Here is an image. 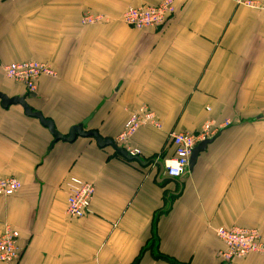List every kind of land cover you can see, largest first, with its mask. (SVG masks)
<instances>
[{
	"label": "crops",
	"instance_id": "0c3cea01",
	"mask_svg": "<svg viewBox=\"0 0 264 264\" xmlns=\"http://www.w3.org/2000/svg\"><path fill=\"white\" fill-rule=\"evenodd\" d=\"M161 1L0 0V92L26 96L62 135L88 119L86 132L116 143L147 106L161 130H139L122 147L164 162L174 155L171 133L231 124L192 171L161 180L156 163L125 160L93 138L51 147L37 119L0 105V178L22 183L0 197V237L6 225L20 233L12 264H225L217 228L257 229L264 239V13L237 0H174L161 27L123 22L128 8ZM86 14L103 19L87 25ZM23 62L47 64L56 77L29 93L4 71ZM74 177L96 187L81 219L66 211Z\"/></svg>",
	"mask_w": 264,
	"mask_h": 264
},
{
	"label": "built area",
	"instance_id": "2783aa9c",
	"mask_svg": "<svg viewBox=\"0 0 264 264\" xmlns=\"http://www.w3.org/2000/svg\"><path fill=\"white\" fill-rule=\"evenodd\" d=\"M239 5L264 13V0H237ZM175 1L162 0L157 5L130 7L122 15V20L128 26L143 30L163 26L168 19L175 15ZM103 18L86 14L84 22L87 25L98 23ZM6 77L13 82L23 85L27 92L34 93L42 77H56V72L47 64L40 62H23L10 64L4 67ZM230 122L215 125L211 121L203 124L196 134L171 133L169 138L174 147V155L164 161L167 178L178 180L189 171L191 156L195 148L202 142L214 139L223 129L230 126ZM152 127L161 130V122L155 113L147 106L140 107L130 114L117 144L122 146L128 142L139 130ZM124 148V147H123ZM133 156H139V151H127ZM22 188V183L15 177L0 178V197H11ZM67 191V215L71 219L86 217L91 210L95 197L96 187L93 182L80 178H71ZM216 236L224 248L219 257L225 264H233L251 254L264 257V239L257 229L242 227H219ZM20 233L12 226L6 225L0 237V263L12 264L17 262L22 249L19 247Z\"/></svg>",
	"mask_w": 264,
	"mask_h": 264
},
{
	"label": "water",
	"instance_id": "95a60500",
	"mask_svg": "<svg viewBox=\"0 0 264 264\" xmlns=\"http://www.w3.org/2000/svg\"><path fill=\"white\" fill-rule=\"evenodd\" d=\"M0 105L3 109H8V108L13 107V106H19L23 109L25 116H27L29 118L37 119L40 122V124L44 128L48 129L50 134L53 136V142L51 144V147H53L56 143H58L60 141L67 142V143H73V142H75V140L78 137L93 138V139H95L97 145L100 148L111 147L115 150V152L118 155L123 157L125 160L131 161V162H138L141 166H144V167H147L150 164L156 163V165L159 167V174L158 175H159L160 179L163 175H165V164L163 161H160V162L157 161L156 162V160L154 159V160L144 162L140 158V156L131 155L129 152H127V150L125 148H123L122 146L115 143L112 139H104L95 131L86 132L84 130V126L88 123V121H89L88 119L83 121L81 124L72 127L69 134L67 136H65V135H62L56 129L55 123L52 120L45 118L41 112L33 110V108L28 104L26 96L10 97V96L0 92ZM212 142H213V139L207 140L205 142L200 143L195 148V150L191 156V159H190V164H189V170L190 171L193 170L199 155L202 152H204L207 149L208 145L211 144ZM168 179H171V178H168ZM161 180H163V179H161ZM171 180H175V179H171Z\"/></svg>",
	"mask_w": 264,
	"mask_h": 264
},
{
	"label": "trees",
	"instance_id": "16d2710c",
	"mask_svg": "<svg viewBox=\"0 0 264 264\" xmlns=\"http://www.w3.org/2000/svg\"><path fill=\"white\" fill-rule=\"evenodd\" d=\"M118 156H120V155H118ZM121 157V156H120Z\"/></svg>",
	"mask_w": 264,
	"mask_h": 264
}]
</instances>
